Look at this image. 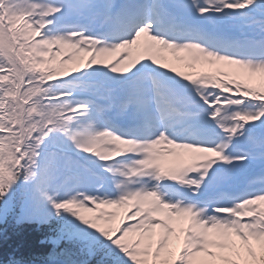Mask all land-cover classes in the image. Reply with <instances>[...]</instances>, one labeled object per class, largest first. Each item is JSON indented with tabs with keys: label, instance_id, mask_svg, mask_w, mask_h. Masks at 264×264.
Here are the masks:
<instances>
[{
	"label": "snow or ice",
	"instance_id": "snow-or-ice-1",
	"mask_svg": "<svg viewBox=\"0 0 264 264\" xmlns=\"http://www.w3.org/2000/svg\"><path fill=\"white\" fill-rule=\"evenodd\" d=\"M256 77L264 0H0V224L45 264H264Z\"/></svg>",
	"mask_w": 264,
	"mask_h": 264
},
{
	"label": "trees",
	"instance_id": "trees-1",
	"mask_svg": "<svg viewBox=\"0 0 264 264\" xmlns=\"http://www.w3.org/2000/svg\"><path fill=\"white\" fill-rule=\"evenodd\" d=\"M47 232L46 228L39 231L21 228L0 238V262L5 263L12 256L20 262L47 260L51 246L42 242Z\"/></svg>",
	"mask_w": 264,
	"mask_h": 264
},
{
	"label": "bare ground",
	"instance_id": "bare-ground-1",
	"mask_svg": "<svg viewBox=\"0 0 264 264\" xmlns=\"http://www.w3.org/2000/svg\"><path fill=\"white\" fill-rule=\"evenodd\" d=\"M143 39V38H142ZM134 47V52L136 51V46H133ZM159 54V53H158ZM161 57V56H160ZM163 59V58H161ZM174 56L173 55H170L169 56V61L168 63L171 64L173 61H174ZM169 66V65H168ZM176 162V159L174 157H171V156H167V155H164L163 158H162V164H164L165 166H174Z\"/></svg>",
	"mask_w": 264,
	"mask_h": 264
}]
</instances>
